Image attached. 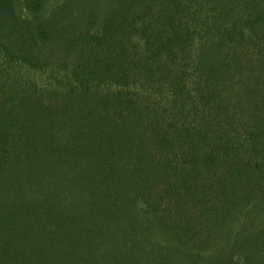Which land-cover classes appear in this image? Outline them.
Listing matches in <instances>:
<instances>
[{
	"label": "trees",
	"instance_id": "1",
	"mask_svg": "<svg viewBox=\"0 0 264 264\" xmlns=\"http://www.w3.org/2000/svg\"><path fill=\"white\" fill-rule=\"evenodd\" d=\"M0 264H264V0H0Z\"/></svg>",
	"mask_w": 264,
	"mask_h": 264
},
{
	"label": "rangeland",
	"instance_id": "2",
	"mask_svg": "<svg viewBox=\"0 0 264 264\" xmlns=\"http://www.w3.org/2000/svg\"><path fill=\"white\" fill-rule=\"evenodd\" d=\"M35 78L37 79V81H39L42 84H44L45 81L47 80L46 75H37L35 76Z\"/></svg>",
	"mask_w": 264,
	"mask_h": 264
}]
</instances>
